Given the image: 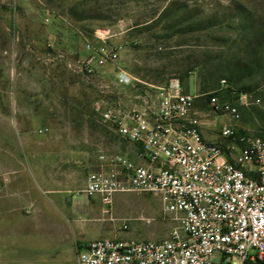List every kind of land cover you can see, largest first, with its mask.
<instances>
[{"label": "rangeland", "instance_id": "obj_1", "mask_svg": "<svg viewBox=\"0 0 264 264\" xmlns=\"http://www.w3.org/2000/svg\"><path fill=\"white\" fill-rule=\"evenodd\" d=\"M98 31L121 47L120 59L91 76L75 74L66 62L86 61ZM116 69L153 84L179 78L191 93L212 90L210 74L238 70L262 99L264 0H0V197L11 189L13 196L0 211L21 214L6 243L28 264H76L84 242L159 241L176 226L156 194L118 193L110 207L82 194L100 153L139 162L136 147L93 109L99 96L130 95L113 84ZM196 107L203 136L218 142L230 118L203 100ZM262 107L242 110L240 125L264 126Z\"/></svg>", "mask_w": 264, "mask_h": 264}, {"label": "built area", "instance_id": "obj_2", "mask_svg": "<svg viewBox=\"0 0 264 264\" xmlns=\"http://www.w3.org/2000/svg\"><path fill=\"white\" fill-rule=\"evenodd\" d=\"M96 37L86 45V61L66 62L75 74L91 76L120 59L121 47L111 43L108 32ZM110 78L130 95L99 96L93 109L111 132L136 147L139 162L100 153L82 194L98 196L108 207L118 193L156 194L176 226L159 241L94 240L78 248L76 263L264 264V126L251 131L240 125L242 110L264 109V98L227 79L213 91L191 93L179 78L153 84L117 69ZM200 100L216 116L230 118L218 142L203 136Z\"/></svg>", "mask_w": 264, "mask_h": 264}, {"label": "crops", "instance_id": "obj_3", "mask_svg": "<svg viewBox=\"0 0 264 264\" xmlns=\"http://www.w3.org/2000/svg\"><path fill=\"white\" fill-rule=\"evenodd\" d=\"M11 189L10 187H8ZM10 191V190H9ZM12 191V189H11ZM8 192V196H1L0 197V205L1 202H5L3 200H8V202L12 203V192ZM21 214L17 212L16 210H10L7 212H2L0 211V264H28L26 261H24L21 256L17 255V251L15 248L9 244L6 243V237L8 236H13L15 234V230L13 228V222L12 220L18 218ZM7 220L9 222H7ZM22 230H26L23 229ZM94 241V240H92ZM92 241H87L84 242L86 244L92 242ZM79 245V242L76 244V246ZM83 245V244H80ZM85 245V244H84ZM77 264V263H76Z\"/></svg>", "mask_w": 264, "mask_h": 264}, {"label": "trees", "instance_id": "obj_4", "mask_svg": "<svg viewBox=\"0 0 264 264\" xmlns=\"http://www.w3.org/2000/svg\"><path fill=\"white\" fill-rule=\"evenodd\" d=\"M170 12V7H167L165 10H164V13L163 14H168ZM247 75H249V73H244V72H239L238 70H235V72H230V74H228V75H226V76H223L222 78H217V77H215L213 74H210L209 75V77H206V80H211V82H212V85H213V89L212 90H210V91H213V90H215L217 87H218V85H219V82H220V80L221 79H227V80H229L230 82H232L233 84H235L237 87H238V89L239 90H241V91H252V90H248V89H250L249 87H246V86H244V85H242V80H243V77H245V76H247ZM167 82V81H166ZM165 82V83H166ZM164 83V84H165ZM207 89V87H201L200 89H199V91L201 92V93H205V92H209V91H205ZM205 106H207L206 104H205ZM97 116V115H96ZM116 137H118V136H116ZM119 138V137H118ZM120 139V138H119ZM122 140V139H121ZM123 141V140H122ZM125 142V141H124ZM125 143H127V142H125Z\"/></svg>", "mask_w": 264, "mask_h": 264}]
</instances>
